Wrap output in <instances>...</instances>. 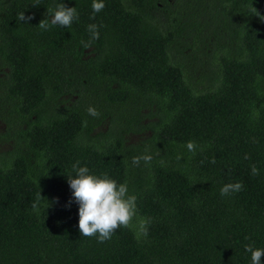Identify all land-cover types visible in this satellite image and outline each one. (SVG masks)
<instances>
[{"label":"trees","instance_id":"1","mask_svg":"<svg viewBox=\"0 0 264 264\" xmlns=\"http://www.w3.org/2000/svg\"><path fill=\"white\" fill-rule=\"evenodd\" d=\"M104 3L90 19L92 0H0V143L12 141L0 151V264H251L244 245L264 248V0ZM57 4L79 19L39 28ZM203 31L219 51L205 84ZM77 160L127 183L146 236L80 235ZM234 182L243 190L221 196Z\"/></svg>","mask_w":264,"mask_h":264},{"label":"clouds","instance_id":"2","mask_svg":"<svg viewBox=\"0 0 264 264\" xmlns=\"http://www.w3.org/2000/svg\"><path fill=\"white\" fill-rule=\"evenodd\" d=\"M92 13L90 19H95V14L100 13L105 8L104 0H92ZM50 20L43 19L38 27L47 31L52 26L71 27L74 21L79 19L75 7H66L65 4H57L55 8H49ZM31 17H25L24 12L18 14V20L27 21ZM88 31L91 38L88 42L81 41L85 48L89 46L91 41L99 39V28L103 25L89 24ZM89 115L98 117L100 113L93 106L87 109ZM258 117V112L255 113ZM87 122L85 121V124ZM253 142H257L253 138ZM186 148L193 154L197 145L194 141H188ZM152 157L143 155L133 157V164L139 165L140 160L149 163ZM180 159V156L177 157ZM244 159H250L245 154ZM215 160H213V163ZM72 171L75 175H69L68 184L72 192V199L68 206L74 202L78 204V228L80 235L92 238L95 237L99 243H104L112 239L118 229L125 228L134 230L139 238L140 235H147L150 219H137V196L130 194L126 182L121 183L109 177L107 173L95 174L90 171L87 166H80L77 160L72 165ZM252 176L260 175V170L255 164L251 166ZM242 182H234L225 184L221 190V196H227L233 193H239L243 190ZM44 200L40 193L37 196V202L33 203L32 208L39 212L38 203ZM136 221V223H134ZM247 239V237H246ZM244 250L251 254V264H262L261 258L264 257V248H255L252 244L244 245Z\"/></svg>","mask_w":264,"mask_h":264},{"label":"rangeland","instance_id":"3","mask_svg":"<svg viewBox=\"0 0 264 264\" xmlns=\"http://www.w3.org/2000/svg\"><path fill=\"white\" fill-rule=\"evenodd\" d=\"M200 37L203 38L204 39L203 42H205L207 44L208 50L210 52V56H208V55L207 56H202L203 55L202 54L203 48L201 49L202 51L200 50V52L198 53V57L200 58L199 61L202 60V61H200L202 63L201 69L200 70L197 69V72L199 74V78H200V74H203V75L206 76L207 74H210L212 71H216L217 70L215 68H216L217 56L219 54V51L215 47L214 36L209 35V33L207 31H203L200 34ZM182 41H183V43L190 44L192 42L191 34L187 35ZM184 41H186V42H184ZM197 44H199V43H197ZM185 52H187V51H185ZM195 62H194L195 64H198V61H195ZM191 73H192V70H191ZM196 78H194V79H196ZM199 81H201V82H203V84H205V80H203L202 78H200ZM99 129L105 130L106 126H99L97 128V130H99ZM4 131H5V129L2 126V123L0 121V133H2ZM139 138L140 137L136 134V135L130 136L129 140L131 142H134L135 140H139ZM11 142L12 141L10 139L9 140H4V141L2 140V143H0V151H5V150L9 149L10 148L9 145L11 144Z\"/></svg>","mask_w":264,"mask_h":264}]
</instances>
